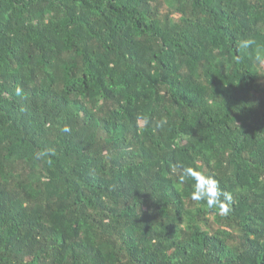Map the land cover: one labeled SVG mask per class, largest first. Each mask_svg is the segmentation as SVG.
I'll list each match as a JSON object with an SVG mask.
<instances>
[{"label": "trees", "instance_id": "16d2710c", "mask_svg": "<svg viewBox=\"0 0 264 264\" xmlns=\"http://www.w3.org/2000/svg\"><path fill=\"white\" fill-rule=\"evenodd\" d=\"M0 264H264V0H0Z\"/></svg>", "mask_w": 264, "mask_h": 264}, {"label": "clouds", "instance_id": "9594fccd", "mask_svg": "<svg viewBox=\"0 0 264 264\" xmlns=\"http://www.w3.org/2000/svg\"><path fill=\"white\" fill-rule=\"evenodd\" d=\"M253 41L246 40L243 41L241 47L248 48ZM21 90L16 89L17 95H19ZM145 120L147 124V119L141 117ZM65 131H68L65 128ZM183 176L187 179L194 181L193 190L191 192V199L195 201H203L208 204L209 207L219 206L222 211L227 212L226 203L231 202V195L225 192L221 186L220 182L211 174H205V172L197 169L195 164L193 166L181 169ZM223 198V200L221 199Z\"/></svg>", "mask_w": 264, "mask_h": 264}]
</instances>
